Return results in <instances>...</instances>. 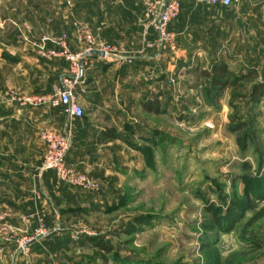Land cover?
Segmentation results:
<instances>
[{"label": "rangeland", "instance_id": "rangeland-1", "mask_svg": "<svg viewBox=\"0 0 264 264\" xmlns=\"http://www.w3.org/2000/svg\"><path fill=\"white\" fill-rule=\"evenodd\" d=\"M165 1L0 0V159L20 172L27 168L0 173L15 190L0 186V264H264V218L250 224L264 209L256 198L264 183V92H256L264 66L218 99L200 76L224 65L228 32L238 47L242 4L225 11L178 0L168 26L175 50L138 55L134 66L151 55L156 60L138 67L147 74L142 80L134 73L127 86L118 74L103 76L111 62L93 55L94 66L100 62L96 80L83 76L76 85L80 119L65 107L35 111L11 102L47 95L69 76L65 56H42L46 48L61 54L63 35L70 54L85 49V32L135 53L144 38L157 42L153 24ZM230 17L233 28L226 25ZM182 27L203 49L193 67L184 64L177 42ZM225 66L234 74L243 68ZM54 144L65 149L72 173L44 169ZM251 203L232 232H219L212 208L225 223L227 213ZM40 225L45 235L38 238ZM31 239L25 256L21 245ZM38 243L49 245L51 258L32 256Z\"/></svg>", "mask_w": 264, "mask_h": 264}, {"label": "built area", "instance_id": "built-area-1", "mask_svg": "<svg viewBox=\"0 0 264 264\" xmlns=\"http://www.w3.org/2000/svg\"><path fill=\"white\" fill-rule=\"evenodd\" d=\"M199 4L221 6L224 8H230L236 5L243 4L244 0H196ZM148 11L154 16V10L152 4H149ZM157 17V21L153 24L155 30L158 33V41L150 43L147 38L143 39V45L140 51L137 53L130 51L127 47L109 45L103 41L97 40L90 33L85 32L83 39L80 42L83 43L85 49L78 54H70L67 50V36L60 39L59 46L61 47V54L54 49H42V56L44 58H55L65 56V58L71 63L69 76L64 78L61 83L54 86L52 92L44 96H29V97H12L11 102L17 104L20 107H30L37 109L40 107H65L70 117L74 119H80L84 115V108L80 103V100L76 94V85L78 81L84 84L82 81L85 70L89 71L94 67V59L90 55L93 52H100L104 54V57L111 63L117 65H133L138 55L146 54L151 49H167L171 48L175 50L174 36L168 32V26L178 15L179 6L178 0H168L164 7L160 10ZM49 37H44L42 42H50ZM43 43V44H45ZM85 66V67H84ZM62 148V147H61ZM59 145L53 147V151L47 156L44 169L56 170L58 173H72L66 168L63 157L64 148L61 149ZM38 238L45 235L44 225L38 227ZM34 240L25 241L21 245V249L25 256L30 253L29 247Z\"/></svg>", "mask_w": 264, "mask_h": 264}, {"label": "crops", "instance_id": "crops-1", "mask_svg": "<svg viewBox=\"0 0 264 264\" xmlns=\"http://www.w3.org/2000/svg\"><path fill=\"white\" fill-rule=\"evenodd\" d=\"M186 2H193V0H186ZM243 6L238 10V17L240 19L239 22V39H238V47H236L235 42L232 41V32H228V45L224 48L223 53V64L227 65L229 67L234 65L242 66L243 68H240L238 72H236V75H244L248 76L251 75V77L255 76L254 72H259V68L264 66V0H244ZM181 11H216L214 8H195V7H184L181 8ZM225 11H232L229 8H226ZM235 18V17H234ZM232 17L228 19L226 22V25L228 23L229 28H233L236 26V22L234 21ZM177 42L180 45V49L182 51L181 56L184 60V64L187 66H194L191 64V61L197 55L201 56V52L203 49H198L195 47L194 44V38L192 37V32L189 31V28L182 27L179 28L177 31ZM199 52V54H198ZM95 59V57H91ZM155 59V57L148 56L144 57L143 59L139 60L135 66L131 65H117L115 63H110V67H104V70L102 71V75L106 76L109 73H115L120 76L121 81L127 86L129 82H132L134 79V73H136V76L139 79H144V75L147 74L145 72H142L141 70H138L137 68L140 67H147L146 65L151 64ZM149 61V62H148ZM194 62V61H193ZM183 65V64H181ZM185 67V65H183ZM102 67V66H101ZM182 67V66H181ZM259 67V68H258ZM250 69V71H249ZM136 71V72H135ZM249 71V72H248ZM98 72H100V62L97 63V66H94L91 70L86 71L84 73L85 78L89 77V79H95L97 77ZM250 73V74H249ZM136 78V77H135ZM86 80V79H85ZM85 88L88 89V86L85 85ZM128 88V87H127ZM85 89V90H86ZM50 93V91H49ZM47 93V94H49ZM146 109V105L144 106ZM39 109L35 110L38 111ZM147 110V109H146ZM49 112L45 111V114H48ZM68 114V112H67ZM27 170V168H26ZM20 172L18 170V166L13 162L12 160L8 159H0V173H26ZM0 186H4L8 189V187H11L12 191H15L12 187V184H6L3 181H0ZM10 190V189H9ZM2 203H5L2 202ZM8 203H6L7 205ZM4 205V206H6ZM14 206V205H13ZM15 208L17 206L15 205ZM20 209V207H19ZM19 223V221H16ZM49 245L45 243H38L37 247H35V251L33 250L32 256H36L41 262L47 255L52 257L51 254H54V251L50 250L48 247ZM62 251L65 253V247L63 246ZM63 253V254H64ZM62 254V255H63ZM38 262V261H37ZM46 263V262H45ZM40 264H43L40 263Z\"/></svg>", "mask_w": 264, "mask_h": 264}, {"label": "trees", "instance_id": "trees-1", "mask_svg": "<svg viewBox=\"0 0 264 264\" xmlns=\"http://www.w3.org/2000/svg\"><path fill=\"white\" fill-rule=\"evenodd\" d=\"M250 74V73H249ZM200 76H202L203 78H206L210 81V85L212 87L213 93H214V98L218 99V97L221 96V93L223 92L224 89L231 87L233 90L237 89L238 83L240 81H242L245 78H249L251 77V75L248 76H244V75H236L232 72H230L228 70V68L225 65H221V64H214L212 66L211 71L209 70H205L202 71ZM256 92L257 94H261L262 92H264V85L262 84H257L256 85ZM152 104H148L146 105V109L153 110L152 109ZM155 110V109H154ZM238 143H240V140L238 141ZM259 184L261 185L260 190L257 192L256 198H258L259 201H263L264 200V183L262 182V180H259ZM263 186V188H262ZM247 195L251 194V192H246ZM253 204H249V205H240L239 206V213H237L238 210L237 208L234 209L233 211L227 213V217L225 219V223H223L224 221H222L219 218L218 213L215 211L216 209L212 208V212H213V220L214 223L216 225V227L218 228L219 232L223 233V234H228L230 232H232L234 226L236 225L237 221L240 219L241 214H244L246 212H249L250 210H252L253 208ZM262 218H264V209L259 211L258 213H256L251 219H250V224H253L259 220H261ZM103 250L109 252L110 249L107 247H103Z\"/></svg>", "mask_w": 264, "mask_h": 264}, {"label": "water", "instance_id": "water-1", "mask_svg": "<svg viewBox=\"0 0 264 264\" xmlns=\"http://www.w3.org/2000/svg\"><path fill=\"white\" fill-rule=\"evenodd\" d=\"M167 1H168V0H167ZM167 1L164 2L163 7H164V5H165V3H166ZM90 55H99V56L104 57V54H103V53H100V52H93V53H91Z\"/></svg>", "mask_w": 264, "mask_h": 264}]
</instances>
